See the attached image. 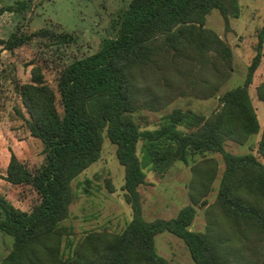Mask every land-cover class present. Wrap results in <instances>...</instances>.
Wrapping results in <instances>:
<instances>
[{
	"label": "trees",
	"instance_id": "obj_1",
	"mask_svg": "<svg viewBox=\"0 0 264 264\" xmlns=\"http://www.w3.org/2000/svg\"><path fill=\"white\" fill-rule=\"evenodd\" d=\"M27 8L25 2L1 7L0 18ZM214 10L227 24L241 13L239 0H131L120 14L117 36L64 66L57 91L39 66L31 82L16 86L25 124L43 144L44 162L34 169L11 154L5 180L31 187L37 198L24 211L0 193V233L14 239L2 264H171L156 250L163 233L182 240L194 264H264V129L249 92L263 59L264 26L245 84L225 92L212 114L175 109L152 130H142L134 118L142 110L160 112L190 90L199 99L213 98L228 82L233 51L205 28ZM36 38L69 43L73 35L44 28L12 33L0 45L14 51ZM257 95L264 101V83ZM259 133L257 154L226 150L227 142L245 145ZM105 135L125 168L132 220L122 233L91 232L76 246L68 243L66 254L63 243L72 231L62 222L70 217L72 184L100 159ZM205 153L220 154L225 162L216 200L209 204L207 197L218 162L205 158L192 167L191 204L171 219L147 221L139 192L145 168L164 174L176 162L187 164L191 155ZM201 205L206 229L192 231Z\"/></svg>",
	"mask_w": 264,
	"mask_h": 264
},
{
	"label": "rangeland",
	"instance_id": "obj_2",
	"mask_svg": "<svg viewBox=\"0 0 264 264\" xmlns=\"http://www.w3.org/2000/svg\"><path fill=\"white\" fill-rule=\"evenodd\" d=\"M130 1L0 0V8L17 6L20 2L28 4L26 10L7 12L0 18V40H7L12 33L31 34L44 28L73 35L69 43L36 38L14 51H6L0 45V193L6 195L17 208L30 210L37 195L29 186H14L5 180L11 154H16L22 162L35 169L44 162V147L41 141L31 136L25 124L23 116H26V112L16 86L31 82L32 70L39 66L46 81L57 91L59 75L64 66L94 54L104 39L117 36L120 14ZM239 4L241 13L238 18H229L227 24L220 12L214 10L207 16L205 26L215 31L233 51L228 82L215 97L207 100L197 98L194 91L190 90L187 95L177 97L160 112H137L134 118L142 130L158 128L163 116L175 109L190 110L208 116L219 108V98L225 92L245 84L249 67L256 55L259 33L264 26V0H239ZM263 81L264 57L249 87L253 105L259 109L258 118L262 129L264 102L258 98L256 87ZM260 137L261 133L251 136L245 145L229 141L225 147L228 152L236 155L257 154L256 146ZM205 158H214L218 162L217 178L211 194L207 197L211 204L216 200L225 171L222 155H191L187 164L176 162L164 174L156 173L152 166L145 168L146 183L139 188V192L142 197L143 216L147 221L171 219L191 204L189 185L193 179L192 167ZM125 175V168L117 157V147L105 135L100 159L80 174L72 184L74 200L70 207V217L62 222L64 227L72 231L63 243L66 254L70 252L68 243L76 246L91 232L108 231L119 234L125 230L132 220L131 206L125 197ZM196 209L194 228L199 230L206 221V206H197ZM179 242L181 243L173 244L172 252L158 239L157 253L162 257L166 256L169 260L165 259L171 264H194L189 259L184 242ZM13 243V237L0 233V264L12 251Z\"/></svg>",
	"mask_w": 264,
	"mask_h": 264
},
{
	"label": "crops",
	"instance_id": "obj_3",
	"mask_svg": "<svg viewBox=\"0 0 264 264\" xmlns=\"http://www.w3.org/2000/svg\"><path fill=\"white\" fill-rule=\"evenodd\" d=\"M263 57H264V55H263ZM262 61H263V59H262ZM262 83H264V81L262 82ZM262 83H260V84H262ZM259 84V85H260ZM258 85V86H259ZM257 86V87H258ZM257 87H256V89H257ZM264 102V101H263ZM252 103H253V101H252ZM255 107V106H254ZM255 109H256V111H257V115H258V108H256L255 107ZM263 129H262V127H261V131H262ZM261 138V137H260ZM259 141V140H258ZM257 141V142H258ZM17 156V155H16ZM18 157V156H17ZM6 176H7V174H6ZM5 176V177H6ZM206 224H207V222L205 221V224L201 227V229H199V230H196L194 227H195V223H193V225L191 226V230L192 231H197V232H203V231H205V229H206ZM176 236H174V235H172V234H170V233H163V234H160V235H158L157 237H156V239H155V245H156V249H157V241H158V239H159V242H161V244L164 246L165 245V247H166V249L168 250V251H172V252H174V250H173V244H177V243H181V242H179L180 240H178L177 238H175ZM185 245V244H184ZM187 248V247H186ZM158 251V250H157ZM187 251H188V249H187ZM159 253V252H158ZM188 253H189V251H188ZM164 258H167L166 256H163ZM189 259L190 260H192V258H191V256H190V253H189ZM168 259V258H167ZM169 260V259H168ZM186 260V259H185ZM171 261V260H170ZM178 261H181V259H179L178 258ZM187 261V260H186ZM193 261V260H192ZM172 262V261H171ZM173 263V262H172ZM174 264V263H173ZM177 264H183V262H177Z\"/></svg>",
	"mask_w": 264,
	"mask_h": 264
}]
</instances>
